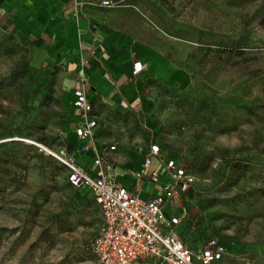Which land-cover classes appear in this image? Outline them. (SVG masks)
Here are the masks:
<instances>
[{
  "label": "rangeland",
  "instance_id": "rangeland-1",
  "mask_svg": "<svg viewBox=\"0 0 264 264\" xmlns=\"http://www.w3.org/2000/svg\"><path fill=\"white\" fill-rule=\"evenodd\" d=\"M107 9L111 27L164 51L189 79L152 89L147 112L106 108L99 137L137 158L153 141L186 165L194 179L175 212L189 248L220 238L227 248L213 264H264V0H120ZM30 48L0 15V264H96L99 208L42 149L69 156L66 97Z\"/></svg>",
  "mask_w": 264,
  "mask_h": 264
},
{
  "label": "crops",
  "instance_id": "crops-1",
  "mask_svg": "<svg viewBox=\"0 0 264 264\" xmlns=\"http://www.w3.org/2000/svg\"><path fill=\"white\" fill-rule=\"evenodd\" d=\"M101 1L0 0V15L30 40L33 65L64 92L62 127L68 155L87 169L92 168L93 155L111 143L99 137L98 124L91 138L76 135L75 126L82 119L72 107L73 88L85 90L92 115L98 118L106 108L147 112L152 89L162 85L183 88L189 79L186 70L174 67L164 51L106 22L107 8L120 0H108L110 5ZM136 60L145 65L138 73L133 72ZM83 146L87 148L82 150ZM116 149L107 156L118 182L136 190L141 198L158 194L166 181L161 161L152 157L150 163V169L160 174L158 181L144 179L137 189L133 172L140 170L144 156L137 158Z\"/></svg>",
  "mask_w": 264,
  "mask_h": 264
},
{
  "label": "built area",
  "instance_id": "built-area-1",
  "mask_svg": "<svg viewBox=\"0 0 264 264\" xmlns=\"http://www.w3.org/2000/svg\"><path fill=\"white\" fill-rule=\"evenodd\" d=\"M101 4L110 5V1L102 0ZM144 67L138 60L133 62L134 73ZM72 107L82 119L75 126L76 135L81 139L91 138L97 121L81 86L72 90ZM86 148L83 146L82 150ZM115 149L116 143H111L96 152L91 159V169L79 165L70 156H58L67 168L70 186L89 191L101 213L102 224L90 242L96 264H143L146 260L151 264H211L218 261L226 249L217 239L209 238L193 250L177 234L181 216L174 211L176 203L194 179L185 167L168 158L152 141L140 170L133 172L135 186L138 189L144 179L158 181L160 174L150 169L152 157L161 161L166 181L158 194L141 198L136 190L118 182L115 166L107 156Z\"/></svg>",
  "mask_w": 264,
  "mask_h": 264
},
{
  "label": "trees",
  "instance_id": "trees-1",
  "mask_svg": "<svg viewBox=\"0 0 264 264\" xmlns=\"http://www.w3.org/2000/svg\"><path fill=\"white\" fill-rule=\"evenodd\" d=\"M160 147V146H159ZM46 148V147H45ZM161 148V147H160ZM48 149V148H47ZM161 150H162V148H161ZM163 151V150H162ZM168 158H173V157H168ZM177 163H180L181 164V162H178V160H176L175 158H173ZM181 165H183L184 167H185V169H186V172L188 173V174H190L188 171H187V167H186V165H184V164H181ZM67 175H68V172H67ZM67 178V177H66ZM67 182H68V180H67ZM69 184V183H68ZM70 185V184H69ZM72 187V186H71ZM81 190H83V189H81ZM184 193H182L181 194V196L180 197H182V195H183ZM91 197H92V195H91ZM92 199H93V197H92ZM93 201H94V199H93ZM177 234H178V232H177ZM211 238H215V237H211ZM215 239H217V241L220 243V244H222L224 247H225V249L227 248V245H226V242L224 241V240H222V239H220V238H215ZM182 240V239H181ZM183 241V240H182ZM185 244V243H184ZM186 245V244H185ZM187 246V245H186ZM188 247V246H187ZM191 249V248H190ZM222 258V257H221ZM220 258V259H221ZM219 259V260H220ZM218 260V261H219ZM218 261H215V262H218ZM215 262H213V263H215ZM213 263H211V264H213Z\"/></svg>",
  "mask_w": 264,
  "mask_h": 264
},
{
  "label": "water",
  "instance_id": "water-1",
  "mask_svg": "<svg viewBox=\"0 0 264 264\" xmlns=\"http://www.w3.org/2000/svg\"><path fill=\"white\" fill-rule=\"evenodd\" d=\"M48 153H50V154H52V155H54V156H57L58 157V155H56L55 153H53L52 151H50L49 149H48Z\"/></svg>",
  "mask_w": 264,
  "mask_h": 264
},
{
  "label": "bare ground",
  "instance_id": "bare-ground-1",
  "mask_svg": "<svg viewBox=\"0 0 264 264\" xmlns=\"http://www.w3.org/2000/svg\"><path fill=\"white\" fill-rule=\"evenodd\" d=\"M42 149H44L46 152H48V149L47 148H42Z\"/></svg>",
  "mask_w": 264,
  "mask_h": 264
}]
</instances>
